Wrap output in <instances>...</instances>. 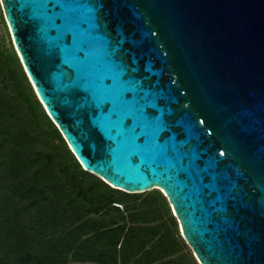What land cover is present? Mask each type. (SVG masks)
Wrapping results in <instances>:
<instances>
[{"label": "water", "instance_id": "obj_1", "mask_svg": "<svg viewBox=\"0 0 264 264\" xmlns=\"http://www.w3.org/2000/svg\"><path fill=\"white\" fill-rule=\"evenodd\" d=\"M86 171L160 189L200 264H264V0H0Z\"/></svg>", "mask_w": 264, "mask_h": 264}, {"label": "trees", "instance_id": "obj_2", "mask_svg": "<svg viewBox=\"0 0 264 264\" xmlns=\"http://www.w3.org/2000/svg\"><path fill=\"white\" fill-rule=\"evenodd\" d=\"M143 194L83 168L0 40V264H200L165 194Z\"/></svg>", "mask_w": 264, "mask_h": 264}, {"label": "rangeland", "instance_id": "obj_3", "mask_svg": "<svg viewBox=\"0 0 264 264\" xmlns=\"http://www.w3.org/2000/svg\"><path fill=\"white\" fill-rule=\"evenodd\" d=\"M1 16H4V13H3V9H2V4H1V1H0V40L2 41V43L7 46V47H10L12 45V37H11V34L9 32V29L7 27V24L6 22H4L1 18ZM148 191L144 192V194H146ZM164 193V192H163ZM143 194V195H144ZM172 208V207H171ZM173 211V210H172ZM174 213V212H173ZM175 215V214H174ZM180 227V225H179ZM181 232V230H180ZM182 234V233H181ZM189 245V244H188ZM190 247V246H189ZM191 248V247H190ZM194 254V252H193ZM195 256V254H194ZM196 258V256H195ZM197 259V258H196ZM198 261V260H197ZM199 263V261H198Z\"/></svg>", "mask_w": 264, "mask_h": 264}]
</instances>
